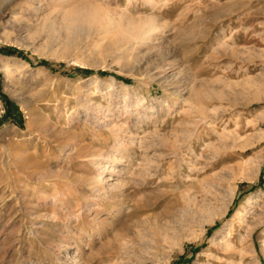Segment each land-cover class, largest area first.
<instances>
[{
  "label": "rangeland",
  "instance_id": "rangeland-1",
  "mask_svg": "<svg viewBox=\"0 0 264 264\" xmlns=\"http://www.w3.org/2000/svg\"><path fill=\"white\" fill-rule=\"evenodd\" d=\"M262 134L264 0H0V264H264Z\"/></svg>",
  "mask_w": 264,
  "mask_h": 264
},
{
  "label": "trees",
  "instance_id": "trees-1",
  "mask_svg": "<svg viewBox=\"0 0 264 264\" xmlns=\"http://www.w3.org/2000/svg\"><path fill=\"white\" fill-rule=\"evenodd\" d=\"M5 52L22 55V52H20L19 50H16V49H12V48L5 49ZM43 64L46 66L50 65L49 62H47V61H44Z\"/></svg>",
  "mask_w": 264,
  "mask_h": 264
},
{
  "label": "bare ground",
  "instance_id": "bare-ground-1",
  "mask_svg": "<svg viewBox=\"0 0 264 264\" xmlns=\"http://www.w3.org/2000/svg\"><path fill=\"white\" fill-rule=\"evenodd\" d=\"M204 109H205V107H204ZM207 109H208V108H207ZM214 109H216V108H214ZM204 115H205V114H204ZM203 117H204V116H203ZM204 119H206V117H205ZM262 137H264V134H262V135L260 136V138H262ZM179 142H180V141H179ZM173 148H174V147H173ZM193 172H194V170H193ZM191 174H192V173H191ZM174 175H176V174H174ZM186 176H187V175H186ZM186 176H185V177H186ZM204 190H207V191L210 192V193L212 192L207 186L204 187Z\"/></svg>",
  "mask_w": 264,
  "mask_h": 264
}]
</instances>
